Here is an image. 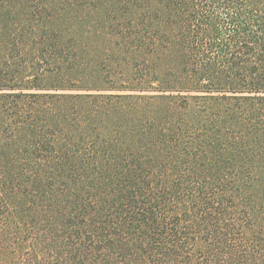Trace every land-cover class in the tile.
Segmentation results:
<instances>
[{
    "label": "trees",
    "instance_id": "trees-1",
    "mask_svg": "<svg viewBox=\"0 0 264 264\" xmlns=\"http://www.w3.org/2000/svg\"><path fill=\"white\" fill-rule=\"evenodd\" d=\"M0 264H264V0H0Z\"/></svg>",
    "mask_w": 264,
    "mask_h": 264
}]
</instances>
